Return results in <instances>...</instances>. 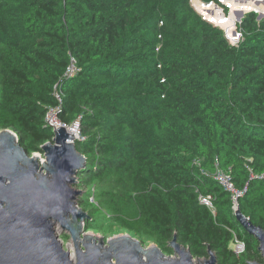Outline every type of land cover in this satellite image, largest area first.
<instances>
[{
  "label": "trees",
  "instance_id": "16d2710c",
  "mask_svg": "<svg viewBox=\"0 0 264 264\" xmlns=\"http://www.w3.org/2000/svg\"><path fill=\"white\" fill-rule=\"evenodd\" d=\"M199 1L227 14L218 0ZM197 11L190 0H0V131L31 156L53 139L49 109L78 123L87 165L76 185L108 189L87 230L109 213L166 255L176 237L194 259L211 251L217 264L262 262L211 176L216 166L229 175L242 192L237 209L264 230V19L245 15L231 45ZM235 18L217 21L234 40Z\"/></svg>",
  "mask_w": 264,
  "mask_h": 264
},
{
  "label": "water",
  "instance_id": "95a60500",
  "mask_svg": "<svg viewBox=\"0 0 264 264\" xmlns=\"http://www.w3.org/2000/svg\"><path fill=\"white\" fill-rule=\"evenodd\" d=\"M218 1L231 8L224 0ZM208 7L218 10L219 16L212 22L223 29L217 22L224 17L222 10L213 3ZM197 12L211 23L209 16ZM250 13L257 14V21L264 19V14L250 8L236 23ZM73 130L59 127L53 131L52 141L40 147L44 161L37 153L29 156L15 133L0 131V264H217L211 251L207 258L194 259L176 237L169 243L173 254L166 255L155 244L144 247L129 234L104 241L87 233L88 215L77 205L81 194L75 188L77 175L87 162L76 150L78 138L70 133ZM235 216L258 243L262 262L249 264H264V230L238 209ZM57 233L68 234L73 256L64 250Z\"/></svg>",
  "mask_w": 264,
  "mask_h": 264
},
{
  "label": "rangeland",
  "instance_id": "374dc122",
  "mask_svg": "<svg viewBox=\"0 0 264 264\" xmlns=\"http://www.w3.org/2000/svg\"><path fill=\"white\" fill-rule=\"evenodd\" d=\"M224 1L227 2L229 5H231V8L232 9L231 8H227V14H226L223 11V9H222L221 6H218V5H216V4L213 3L214 5H216L217 7H219L222 10V13L224 14V17L223 18H220L218 21H221V20H224V19H229L230 16L231 17L232 16H236V18L234 20H237L238 18H240V15L242 14V12H245V11H247L250 8L255 9L259 13L264 14V1L263 2H259V1H256V0H224ZM198 3H200V4H202V5L206 6V7L210 6V4H211V3L210 4H205V3L200 2L199 0H198ZM191 5H192V7L195 10H197L196 7H195V5L192 4V2H191ZM229 12H231V15L230 16H229ZM201 16H203V15L201 14ZM256 16H257V14H256ZM203 18H204V16H203ZM239 23H236V32L237 33H239L238 30H237V25ZM213 25H214V23H213ZM223 31L225 33V37L228 38V41L231 44H236L238 42L237 39L234 40V39H231L228 36V34L226 32V29L224 27H223ZM74 127H75L74 124H72L71 126H69L70 129H73ZM37 155H38L40 161H44V156H43L42 153H38ZM83 187L84 186H80L79 184H77L75 186V188L81 194L79 197H83V198H86L88 200V202L85 203L83 205V208L81 207V209L88 215L87 211L92 206H94L96 208H98V207L103 208V205H100V204L98 205L97 201H98V198L100 197V195H102L105 191L108 190L107 189V186L105 184H101V183L97 182V183H95L93 185H90L89 188H88V190H86ZM85 192H89V195L87 197L84 196ZM79 197L77 198V200L79 199ZM103 215L105 217L104 220L97 218L98 223H101V225H102L101 228L99 230H90V231L86 229L87 230V233H89L92 236H94V238H99V239H102L104 241H107V240H109L111 238L118 237V236H121V235L129 234L126 231H124L122 228H120L119 226H117L112 221V219L110 218V214L109 213L103 214ZM59 238H60V241L62 243V246H63L64 250H68L70 252V254L73 256L74 255V245H73V242L71 241L70 237L68 236V234L67 233L60 234L59 235ZM152 244H154V243L147 242L144 245L143 244L142 245L144 247H149Z\"/></svg>",
  "mask_w": 264,
  "mask_h": 264
},
{
  "label": "built area",
  "instance_id": "2783aa9c",
  "mask_svg": "<svg viewBox=\"0 0 264 264\" xmlns=\"http://www.w3.org/2000/svg\"><path fill=\"white\" fill-rule=\"evenodd\" d=\"M256 1L263 2L264 0H256ZM209 20L210 22H212V17H210ZM224 20H227V19H224ZM239 38H240V33L236 32L237 41L239 40ZM76 72H77V69L75 68L74 62L71 61L70 65L67 67L66 73L68 75H75ZM56 98L60 102L58 95H56ZM44 121L52 129V131L56 130L59 127H64L67 130H70L69 127H67L66 125L62 124L59 121L57 109H49L44 116ZM74 125H75V127L73 128L74 131L76 132L78 131L77 132L78 141L82 140V138L80 137V132L78 130V123L76 122L74 123ZM211 177L215 182H217L223 188L225 192L231 195V199L234 203V210H236L237 209L236 202H237L238 197L242 195V192L236 189L229 175L223 172L217 166L215 168V171L212 173ZM200 200H201V203L209 206L208 199H200ZM232 247H233L232 250L236 255H239L244 251V245L242 243L235 242L232 244Z\"/></svg>",
  "mask_w": 264,
  "mask_h": 264
},
{
  "label": "bare ground",
  "instance_id": "6f19581e",
  "mask_svg": "<svg viewBox=\"0 0 264 264\" xmlns=\"http://www.w3.org/2000/svg\"><path fill=\"white\" fill-rule=\"evenodd\" d=\"M70 133L72 134V135H74L75 137H77V132L76 131H70Z\"/></svg>",
  "mask_w": 264,
  "mask_h": 264
}]
</instances>
